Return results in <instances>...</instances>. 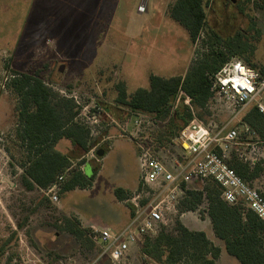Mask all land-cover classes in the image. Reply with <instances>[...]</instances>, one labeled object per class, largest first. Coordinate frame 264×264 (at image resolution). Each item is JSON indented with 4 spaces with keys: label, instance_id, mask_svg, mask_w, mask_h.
I'll return each mask as SVG.
<instances>
[{
    "label": "rangeland",
    "instance_id": "rangeland-1",
    "mask_svg": "<svg viewBox=\"0 0 264 264\" xmlns=\"http://www.w3.org/2000/svg\"><path fill=\"white\" fill-rule=\"evenodd\" d=\"M176 1L0 0V264H88L101 247L85 226H109L112 231L124 227L119 219L126 220L124 207L130 208L126 202L123 208L118 206L115 190L136 184L141 170L135 143L147 142L153 150L148 135L161 126L156 123L136 135L133 118L117 104L118 86L131 97L150 87L151 76H184L204 53L203 40L210 28L223 38L242 31L252 51L245 54V63L257 71L264 69V0H236L235 5L232 0H204L205 24L195 43L171 16ZM16 74L45 83L60 107L68 99L74 101L77 120L91 128V142L98 144L89 155L93 163L84 169L87 177L100 170L92 189L65 193L62 183L55 203L47 189L24 187L22 166L28 153L17 135L19 98L11 86ZM262 99L264 103V94ZM193 110L192 117L215 134L232 112L212 97L206 109L193 105ZM110 145L112 151L99 166L97 151ZM56 149L74 156L69 140L59 141ZM161 154L169 159L168 151ZM234 158L231 151L230 166ZM78 162L74 161V170ZM260 167V176L245 182L264 194V164ZM139 187L140 179L129 198ZM207 208L204 201L194 212L180 209L173 221L189 230L196 221L205 228L210 220ZM67 218H78L87 231L82 242L63 231ZM166 228L174 233L175 223ZM144 254L140 245L124 264H152Z\"/></svg>",
    "mask_w": 264,
    "mask_h": 264
},
{
    "label": "trees",
    "instance_id": "trees-1",
    "mask_svg": "<svg viewBox=\"0 0 264 264\" xmlns=\"http://www.w3.org/2000/svg\"><path fill=\"white\" fill-rule=\"evenodd\" d=\"M203 1L177 0L171 10L172 18L188 31L193 43L199 39L205 24ZM203 51L184 76L168 79L151 76L150 87L136 90L131 97L124 86H118L117 104L127 109V118L141 112L150 115L161 126V130L150 134L156 150L168 149L174 137L192 119L185 105L174 109L180 88L192 98L197 109H206L212 97V78L230 60L246 64L245 54L252 52L242 31L223 38L211 28L207 39L203 40ZM258 72L264 79V69ZM11 86L19 98L18 139L28 153L27 162L22 166L24 187L28 191L36 188L48 190L58 176L64 174L63 192L90 188L99 168L87 177L81 167L86 163L85 156L98 144L91 142V128L77 120L79 112L75 111L74 101L68 99L60 107L59 103H54L56 96L45 83L26 74H16ZM242 121L264 138V114L256 106L249 109ZM62 139L70 141L74 156L56 149ZM102 150L107 153L108 149L104 147ZM75 160L79 162L74 170ZM260 166L251 169L237 158L231 163V167L246 182L260 176ZM260 194L264 198V194ZM115 195L119 201L129 199L128 192L120 188L115 190ZM221 195L222 189L213 181L202 190L188 188L180 209L194 212L204 201L207 202L206 215L210 218L215 236L224 242L227 253L241 264H264V223L243 204L230 205L222 200ZM62 229L80 242L87 232L78 218L65 219ZM140 245L152 264H216L221 255V249L204 232L191 231L177 220L174 233L163 228L153 239L142 238Z\"/></svg>",
    "mask_w": 264,
    "mask_h": 264
},
{
    "label": "built area",
    "instance_id": "built-area-1",
    "mask_svg": "<svg viewBox=\"0 0 264 264\" xmlns=\"http://www.w3.org/2000/svg\"><path fill=\"white\" fill-rule=\"evenodd\" d=\"M211 93L214 100L224 102L232 110L230 120L216 134L193 115L166 150H156L152 139L153 150L147 142L135 143L141 187L126 201L133 216L116 231L90 230V237L99 244L101 252L88 264H124L142 238L153 239L163 228L175 223L173 220L179 214L186 189L202 190L210 181L222 189V200L230 205L243 204L264 223V198L227 162L229 153L234 151L250 168L264 163V140L242 121L252 106L264 114V79L257 70L233 59L212 78ZM181 102L194 111L192 98L180 88L174 109ZM131 117L138 136L157 123L141 112ZM162 151H168L169 159L164 158ZM64 179V174L58 176L47 190L55 203L59 202L57 192Z\"/></svg>",
    "mask_w": 264,
    "mask_h": 264
},
{
    "label": "crops",
    "instance_id": "crops-1",
    "mask_svg": "<svg viewBox=\"0 0 264 264\" xmlns=\"http://www.w3.org/2000/svg\"><path fill=\"white\" fill-rule=\"evenodd\" d=\"M95 149V148H94ZM94 149H92L89 153H88V155H86V163L81 167V170L83 171V173L85 174V167H86V165L88 164V163H93V158H89V155H91V153H93L94 152ZM112 151V145H110V147H109V149L107 150V153H105V155H104V157L102 158V159H100V160H95V162L96 163H99V166L101 165V162L108 156V154L110 153ZM140 167V166H139ZM99 172H100V170L98 171V173H97V175H96V178H95V180H94V182H93V184H92V186L90 187V188H87V189H83V190H89V189H92L95 185H96V182H97V179H98V175H99ZM139 177H138V180H137V182H136V184H134L133 186H131V187H129V188H126V189H123V188H120V189H123L124 191H126V192H129V191H134V190H136L137 189V187H138V184H139ZM76 190H82V189H75V190H73V191H76ZM71 192V191H70ZM117 199V198H116ZM127 201V200H126ZM126 201H119L118 199H117V203L119 204L118 206L119 207H121V208H123L124 206H122V205H124L123 203L124 202H126ZM124 208H126L127 209V218H126V220H124V219H119L120 220V222H124V224H123V226H125L129 221H130V219H131V210L129 211L128 210V208L127 207H124ZM124 220V221H123ZM207 222L208 221H204V224H207ZM82 223H84V222H82ZM208 224H209V226H207V227H205V228H202L203 227V224H201L200 222H197L196 221V223L193 225V226H191V230L192 231H204L205 233H206V235H207V237H208V239L215 245V246H217V247H219L220 249H221V255H220V258L218 259V261L216 262V264H241L235 257H233V256H231V255H229L228 253H227V251H226V248H225V244H224V242L222 241V240H220V239H218L216 236H215V234H214V232H213V229H212V227H211V222H210V220H209V222H208ZM88 225V224H87ZM85 226V227H90L89 229L91 230L92 228H97V229H102V228H100L99 226H97V225H94V224H90V225H88V226ZM188 227V226H187ZM103 228H106V229H110V227L109 226H103ZM112 230V229H111Z\"/></svg>",
    "mask_w": 264,
    "mask_h": 264
},
{
    "label": "water",
    "instance_id": "water-1",
    "mask_svg": "<svg viewBox=\"0 0 264 264\" xmlns=\"http://www.w3.org/2000/svg\"><path fill=\"white\" fill-rule=\"evenodd\" d=\"M232 2H235L234 0H232ZM105 152L103 150H98L97 151V158L100 160L104 157Z\"/></svg>",
    "mask_w": 264,
    "mask_h": 264
},
{
    "label": "flooded vegetation",
    "instance_id": "flooded-vegetation-1",
    "mask_svg": "<svg viewBox=\"0 0 264 264\" xmlns=\"http://www.w3.org/2000/svg\"><path fill=\"white\" fill-rule=\"evenodd\" d=\"M235 2H232L234 5L237 3V1L236 0H234Z\"/></svg>",
    "mask_w": 264,
    "mask_h": 264
}]
</instances>
